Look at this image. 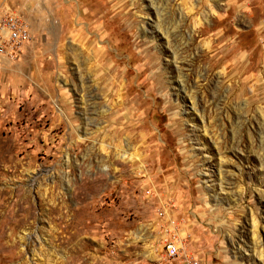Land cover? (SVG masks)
<instances>
[{
  "label": "rangeland",
  "instance_id": "374dc122",
  "mask_svg": "<svg viewBox=\"0 0 264 264\" xmlns=\"http://www.w3.org/2000/svg\"><path fill=\"white\" fill-rule=\"evenodd\" d=\"M1 3L0 264H264V0Z\"/></svg>",
  "mask_w": 264,
  "mask_h": 264
},
{
  "label": "built area",
  "instance_id": "2783aa9c",
  "mask_svg": "<svg viewBox=\"0 0 264 264\" xmlns=\"http://www.w3.org/2000/svg\"><path fill=\"white\" fill-rule=\"evenodd\" d=\"M31 32L26 19L7 3L0 4V70L16 59L23 44L30 40ZM168 256L179 253L181 243L178 237L169 234L163 237ZM186 264H193V259L185 255Z\"/></svg>",
  "mask_w": 264,
  "mask_h": 264
}]
</instances>
